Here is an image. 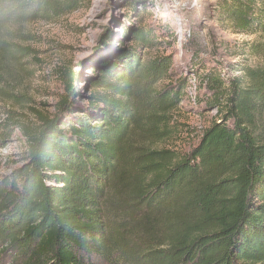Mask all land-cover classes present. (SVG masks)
Masks as SVG:
<instances>
[{"label": "trees", "instance_id": "1", "mask_svg": "<svg viewBox=\"0 0 264 264\" xmlns=\"http://www.w3.org/2000/svg\"><path fill=\"white\" fill-rule=\"evenodd\" d=\"M79 3L0 0V71L29 52L9 41L12 26ZM215 9L230 32L264 35V0H217ZM124 36L134 46L123 53L120 41L112 62L107 49L90 74L62 73L66 92L53 114L35 111L36 128L9 123L27 158L0 177V251L21 264H264V65L242 67L224 92L217 71L206 74L224 115L180 155L157 145L174 133L188 79L170 55H141L157 45L152 30Z\"/></svg>", "mask_w": 264, "mask_h": 264}, {"label": "rangeland", "instance_id": "2", "mask_svg": "<svg viewBox=\"0 0 264 264\" xmlns=\"http://www.w3.org/2000/svg\"><path fill=\"white\" fill-rule=\"evenodd\" d=\"M79 1L74 10L61 6L56 15L11 27L9 41L29 52L8 62L0 71V144L4 141L0 146V177L22 166L27 158L22 132L19 129L10 132L9 123L19 120L36 128L40 122L35 111L53 114L66 92L62 73L72 70L82 71L83 77L90 74V64L107 49L110 54L102 59L112 62L119 53L120 41L125 40L123 53L134 46L130 39L124 38L132 26L152 30L158 37L155 48H141V55L152 56L157 52L170 55L173 72L188 79L184 96L172 115L174 133L157 145L180 155L196 147L205 130L224 115L222 105L212 103L214 94L205 88L202 79L206 74L215 69L226 82L224 92L231 78L243 75L242 67L264 65V35L234 34L227 30L217 20V0ZM104 33L107 37L99 52L92 56L99 36ZM240 47L248 48L249 53L238 51L233 56L232 52ZM252 49H256L255 54L250 53ZM83 77L76 83L81 90L86 86ZM11 115L14 118L9 122ZM21 261L14 251H0V264H21Z\"/></svg>", "mask_w": 264, "mask_h": 264}, {"label": "water", "instance_id": "3", "mask_svg": "<svg viewBox=\"0 0 264 264\" xmlns=\"http://www.w3.org/2000/svg\"><path fill=\"white\" fill-rule=\"evenodd\" d=\"M104 37H107L105 33L99 36L98 44H97L95 51H94V54H92V56H94L95 54H97L99 52L101 45L105 39Z\"/></svg>", "mask_w": 264, "mask_h": 264}]
</instances>
